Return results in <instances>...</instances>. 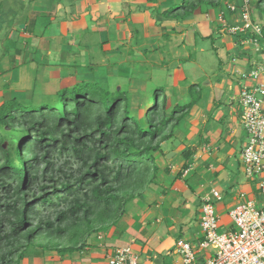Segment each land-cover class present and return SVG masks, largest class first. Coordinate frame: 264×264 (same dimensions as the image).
Instances as JSON below:
<instances>
[{
    "label": "trees",
    "instance_id": "trees-1",
    "mask_svg": "<svg viewBox=\"0 0 264 264\" xmlns=\"http://www.w3.org/2000/svg\"><path fill=\"white\" fill-rule=\"evenodd\" d=\"M254 3L253 19L260 23L256 14L264 17V0ZM221 4L181 0L162 16L184 22L203 6ZM241 38L234 37L238 45ZM188 97L169 111L166 92L157 87L141 117L133 111L129 90L98 79L63 88L49 102L5 100L0 105V264H21L31 245L60 251L67 239L64 251H74L93 233L117 227L129 203L142 200L147 189L160 186L161 176L170 175V164L159 163V156L168 162L163 144L178 142L176 134H187L193 109L206 106L197 84L189 87ZM194 150L179 153L185 164L177 178L190 168Z\"/></svg>",
    "mask_w": 264,
    "mask_h": 264
},
{
    "label": "crops",
    "instance_id": "crops-1",
    "mask_svg": "<svg viewBox=\"0 0 264 264\" xmlns=\"http://www.w3.org/2000/svg\"><path fill=\"white\" fill-rule=\"evenodd\" d=\"M17 1L22 4V0ZM48 1H44L46 5L49 4ZM255 1L252 0V3ZM33 2H37V0H32ZM180 2V0H50V6H35L36 10L41 9L48 12L43 11L36 15V11H30L24 31L20 32V40H27L24 46L30 47V43L33 42L34 38H37L34 49L42 51L49 56H59L61 59L64 56L69 59L72 58L69 56V52L65 51L71 45L69 36L73 37L76 35L77 38H81V32L89 27H92L95 33L102 32V37L107 36V34L110 35V33L112 36L118 30V34L116 32V35L113 36L116 39L127 38L128 40H134L137 35L132 29V24L129 23L130 20L132 22H139L140 20L145 22V31L151 36V39H163L165 36H169L170 33L172 34V32L180 33L181 36L187 38L188 26L195 25L201 30L203 38H208L209 36L214 38L216 34L222 38L227 55L230 54V49L232 48H238L239 50L235 56L229 57L231 64H229L230 62H228L226 55H220L221 65L224 66L223 71L227 72V74L222 78L223 81H219L217 86L211 84V90H208L206 96V106L204 108L198 106L199 108H197V111L200 109L205 117L198 124L192 125L190 123L187 134H185L186 144L181 148L184 149L191 146L195 149V154L189 162L191 164L190 167L195 171V174H198L200 180H202L203 176L207 177V182L202 183L200 181L201 185L197 190L194 189L195 185H189V182L185 180L192 172L191 168L187 170V174L177 178L178 173L185 164V160L180 158L179 152L170 151L168 154H176L174 161L167 162L171 166L170 175L161 176L160 186L153 185V187L147 189L142 195V200L136 199L131 202H134L135 205L137 203L136 208L133 209L135 212L143 210L144 203L146 204L147 209L141 215L142 218L134 219L127 209L128 213L126 212L123 215L119 225L110 228L109 236L104 231L98 232L100 234L98 237L94 238L91 236L87 238L84 243H79L74 251H64L70 246L67 239L62 242L64 247H60V251L35 245V248H33L34 252L27 256L25 254L21 264H111L115 252L128 246L132 247L138 255L140 264H180L182 257L178 253L177 248L176 250L174 248V246H177V240L172 239V242L166 245L165 243L163 244L164 240L162 242L160 239L161 228L157 224L160 222L159 215L164 213V210L161 208L162 205H159L157 196L162 199L171 197L172 205L170 209L166 210V213H169L175 219H179L181 216L178 211L180 205L187 206L198 202L199 206L196 210L198 211L196 216L200 220V209L203 199L210 195L213 190H217L222 195V200L216 203L220 216V225L222 227L225 226L226 229L231 226L229 212L243 201L242 194L246 195L245 199H256L260 206L264 203V195L259 189L260 184L264 182V176L249 178L246 175L241 159V152L244 147L240 148L243 141L247 142L245 140L247 136L240 122L239 99L243 85L241 74L249 72L253 68L252 63L258 57H256L257 55L251 45H238L233 37L226 38L221 34V32L226 33L224 32V22L220 19L221 16H224L227 24L238 22V15L228 11V5L232 3L229 0H222L219 8L203 6L197 11L199 13L196 12L194 17L188 21L176 23V21L163 20V27L155 25L156 19H163L161 15L163 11L169 9L172 4L176 3L177 5ZM237 3L239 4L240 0H234L232 4ZM153 6H158L161 10H150L149 8H153ZM256 15L263 19V15L259 11ZM89 21L92 23L90 24ZM39 23L48 26L57 23V31L54 30V33L48 36L38 34L36 28L40 25ZM52 45L55 47L54 49ZM24 49H15V58L9 60V63L12 60L19 62L22 60V63H24L29 57L33 62L37 60V56L23 55ZM108 49L110 47L107 45L106 50ZM76 57L79 58V56ZM76 57L74 59H77ZM4 58L9 59L7 55ZM91 62L92 64L96 63V60ZM229 65L231 66L229 67ZM46 70L49 78H57V80L60 78V84L67 81H69L68 84L72 85L77 83V81L72 82V79L76 78L73 73L69 72L64 75L58 65L47 66ZM79 73L85 75L86 69H78L75 73L76 76ZM181 73V70H177L175 86H179L181 82L186 83L184 80H178V76ZM52 81L54 80L50 82ZM63 88H68V86ZM184 88L182 87L180 90ZM184 90L188 92V90ZM187 99H189L188 94L182 100ZM175 166L178 167V172H175ZM149 193L155 194L151 199L152 201H150ZM223 202L224 205L222 204ZM229 209L230 211L227 213ZM225 212L227 216L224 217H228V220L222 218ZM127 214L129 219L125 220ZM199 220H194L195 227L200 228ZM168 228L169 230L171 229L173 234L174 228L172 226H168ZM101 233L104 236H101ZM185 234L186 238L184 239L194 245H197L202 238L201 228L194 241H191L192 236H188V233ZM108 237H110V246L108 245ZM113 241H115V244ZM159 252L162 253L159 254ZM169 256L173 257L171 262L167 260ZM158 260H160V263L157 262Z\"/></svg>",
    "mask_w": 264,
    "mask_h": 264
},
{
    "label": "rangeland",
    "instance_id": "rangeland-1",
    "mask_svg": "<svg viewBox=\"0 0 264 264\" xmlns=\"http://www.w3.org/2000/svg\"><path fill=\"white\" fill-rule=\"evenodd\" d=\"M44 1L45 0H37V2L32 3V0H22L21 4V2L17 0H0L4 5L3 8L0 9V105L5 100L12 97H17L24 103L30 101L37 104L49 102L57 97V92L63 89L64 86L72 88L73 85L68 84L69 81L60 84V78L57 80V78L48 77L46 67L55 64L61 68L60 71L64 75H67L69 72L71 74L73 73L76 78L72 79V82L83 80L96 81L99 79L103 80L109 88L111 87L115 90H129L132 94L133 111L138 110V114L141 117H143L145 113L146 106L151 104L150 98L153 97L155 89L157 87H163L166 92V97L168 99L167 106L170 111L176 104L186 103L189 100L183 101L182 99L188 94L184 89L188 90L191 85L197 84L203 90L205 96H207L208 90H211V84L217 86L219 81H223L222 78L227 74V72L223 71L224 66L221 65L220 55H226L228 57V62H230L229 64H231L229 57L235 56L239 50L238 48H232L230 49V54L227 55L222 38L218 37L217 34L214 39L203 38L201 30L195 25L188 26L189 32L187 38L181 36L180 33L177 34L176 32H172V34L170 33L169 36H165L163 39H151V36L145 31V22L142 20L139 22H132V20H130L129 23L132 24V29L137 35L134 40H128L127 38L121 40L116 39V37L113 36L116 35V32L118 34V30H116L112 36L110 33V35L107 34V36L102 37V32L95 33L92 27H89L81 32V38H77L76 35L73 37L69 36L71 45L70 48L65 51L69 52L68 54L72 57L71 59L65 56L63 59L59 56H49L33 48L37 38H34L33 42L30 43V47L24 46L27 40H20L19 38L20 32L24 31L26 19L28 15H30V11H36V15L43 11L48 12L47 10H36V5L50 6V0H46L49 3L48 5H46ZM254 4L255 3H253V5ZM172 6H176V3L172 4L169 8ZM149 9H156L159 11L160 8L158 6H153V8ZM162 21L163 19H156L155 25L163 27ZM238 21H240L239 16ZM89 23L91 24L92 22L89 21ZM260 23L264 24V17L263 19L260 18ZM39 24L40 25L36 28L38 34H45L48 36L54 33V30L57 31V23L49 26L43 23ZM221 34L223 37H230L227 33L221 32ZM107 45L110 47L108 50H106ZM52 47L53 49L55 48L53 45ZM17 48H25L23 50V55L26 56V54H29L30 56H37V60L33 62L29 57L24 63H22V60H20L21 62L12 60V62L10 61L9 63V60L15 58L14 50ZM5 54L9 58L8 60L4 58V56H6ZM75 55L79 56V58ZM74 57L77 59H74ZM93 60H96V63L92 64L91 61ZM230 66L231 65H229V67ZM78 69H86V74L79 73L76 76L75 73ZM177 70H181L182 72L181 75L178 76V80H184L186 82H181L179 86L174 85L175 77H177ZM51 80L54 81L50 82ZM182 87L185 88L180 90ZM140 106H142L143 109L139 110ZM197 108L199 107L196 106L191 116L187 118L188 122L192 125L198 124V122H201L205 117L200 109L197 111ZM176 136L178 142L170 141L163 144V149L167 154L170 151H177L180 153L183 150L181 148L186 144V135L179 130ZM182 140L184 143L181 142ZM247 143L248 141H243L240 148L245 147ZM175 156L176 154L172 153L169 158L168 155L166 158L168 161L172 162ZM158 158L159 163L164 167L167 164L164 156H159ZM174 170L178 172L179 169L175 166ZM191 171L192 172L185 181H188L191 186L195 185L196 188L194 186V189L197 190L201 182L204 183L208 180L205 176L200 180V177H198V174H195L192 168ZM238 172H240V170H238ZM148 195L150 196V201H152L151 199L155 194L149 193ZM156 198H158V203L162 205V207H160L164 210V213L159 215L160 222L157 224V226L161 228L160 239L162 242L164 240L163 244L165 243L167 245L169 242L171 243L172 239L177 241L179 239H184L186 238L185 233H188V236H192L191 241L196 240L197 233L201 228L195 227L194 224L195 219L199 220L196 216L198 213V211H196L199 206L198 202H196V204L191 203L187 206L180 205L178 211L181 216L179 219H175L170 216L169 213H166V210L170 209L172 205L171 197L162 199L157 196ZM181 198L184 199L182 196ZM222 204L224 205V202ZM136 206L137 203L136 205L134 202L130 203L127 206L128 212L132 214L131 216L134 217V219L142 218L141 215L146 211L145 209H147L146 204L144 203L145 207L143 206V210H139L138 212L133 211ZM229 211L230 209L227 213ZM227 213L225 212L222 218H226L224 216H227ZM128 219L129 215L127 214L125 220ZM168 226L174 228L173 234ZM109 230L110 229L104 232L108 236L110 234ZM218 231L219 233H223L226 231V227L221 226ZM99 235L98 233H93L91 236L95 238ZM102 235L101 233V236ZM113 243L115 244V241H113ZM108 245L110 246V237H108ZM33 248H35V246L31 245L29 248L30 251L27 252L26 256L34 252ZM174 248L176 250L177 246H174ZM161 253L162 252H159V254ZM167 260L171 262L173 257L169 256ZM157 262L160 263V260Z\"/></svg>",
    "mask_w": 264,
    "mask_h": 264
},
{
    "label": "built area",
    "instance_id": "built-area-1",
    "mask_svg": "<svg viewBox=\"0 0 264 264\" xmlns=\"http://www.w3.org/2000/svg\"><path fill=\"white\" fill-rule=\"evenodd\" d=\"M241 4L228 5V10L239 16L234 24L224 22L226 33L241 38V45H251L256 60L249 72L241 74L240 122L247 136V145L241 152L244 171L249 178L264 176V42L263 27L253 19L252 0H240ZM249 35V37H248ZM247 36V37H246ZM186 171L185 173H187ZM264 195V182L260 184ZM229 212L231 226L219 233L220 216L216 203L222 195L213 190L203 199L200 209L202 238L197 245L179 239L177 251L180 264H264V203L245 199ZM111 264H140L138 255L128 246L118 249Z\"/></svg>",
    "mask_w": 264,
    "mask_h": 264
},
{
    "label": "water",
    "instance_id": "water-1",
    "mask_svg": "<svg viewBox=\"0 0 264 264\" xmlns=\"http://www.w3.org/2000/svg\"><path fill=\"white\" fill-rule=\"evenodd\" d=\"M170 155H172V153L168 154V158L170 157Z\"/></svg>",
    "mask_w": 264,
    "mask_h": 264
}]
</instances>
